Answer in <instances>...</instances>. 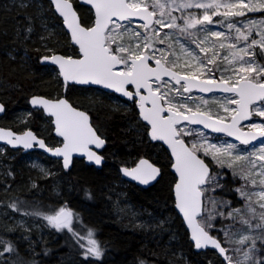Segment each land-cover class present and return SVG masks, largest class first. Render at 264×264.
Here are the masks:
<instances>
[{
	"label": "snow or ice",
	"instance_id": "obj_1",
	"mask_svg": "<svg viewBox=\"0 0 264 264\" xmlns=\"http://www.w3.org/2000/svg\"><path fill=\"white\" fill-rule=\"evenodd\" d=\"M85 2L91 4L95 10L94 25L87 28L81 26L70 0H52L56 11L63 17L71 32L72 41L79 46L80 58L52 55L43 57L41 62L50 61L57 65L59 75L65 82L103 85L134 101L139 107L141 118L150 125L148 134L151 140L163 141L171 149L174 158L172 167L178 175L174 186L176 208L183 214L191 229V239L195 242V247L199 249L211 244L229 264L252 262L254 240L252 249L243 253L244 260L233 262L232 257L227 255V249L206 230L214 227L211 221L216 217L211 213L206 219L202 217L203 196L207 191H214L222 185L219 184L220 177L210 172L199 153L203 151L205 156L210 155L221 167L233 168L234 174L250 183L252 188L259 186V191L236 189L240 196L249 202L248 211L255 218L256 210L251 207V203L256 202L264 209V123H251L247 126V131L242 130L239 125L242 121L250 120L253 112L264 117V108L252 107L257 101H264V65L256 62L257 53L254 51L258 46L264 52V21L250 20L241 29L237 26L239 21L232 18L245 17L248 13H264V0H183L181 3H177V0H151V3L148 0ZM177 8L202 9L203 15L188 13L176 17L172 15V11ZM214 17L224 19L217 22ZM178 19H182L183 23L178 24ZM214 23H226L229 30L236 32L235 42L227 44L229 56L223 57L230 66V69L223 71L231 70L227 79L222 75L217 80L213 75L219 68L217 60L221 55L216 50V45L218 43L219 49H224V41L229 40V35L223 31H214L208 27ZM254 28L257 29L256 34L260 39H251L249 43ZM162 29L175 30L178 37L191 38V42L199 49V54L179 39L176 43L179 44L181 53L190 57L194 63L180 65L177 63L178 57L172 59L176 55L175 52L157 47V44L168 42L172 35ZM200 33H203L202 39L198 38ZM241 41L245 42L244 46L237 47ZM168 48H172L171 43H168ZM150 62H154L155 66ZM177 67L182 70L175 71ZM166 77L168 79H165ZM193 89L202 93H231V98L225 97L223 103L219 104L223 112L227 113V117L202 111L200 105H197L195 110L190 107L188 102L193 100L190 95ZM31 103L34 106H43L45 112L54 117L56 135L63 138L62 147L46 148L45 143L37 140L31 131L14 137L10 131L0 130V140L7 139L14 147L22 145L25 149L34 147V142L38 143L40 148L52 152L55 156H62L65 168L69 167L74 152L86 154L89 161L94 160L97 165L101 164L102 158L91 151L89 145L101 148L105 141L89 123L88 115L76 110L64 99L49 101L35 97ZM202 103L207 105L208 101L203 100ZM3 110L0 106V112ZM182 123L202 125L213 132L225 133L246 147L238 150L234 143L218 145L207 139H198L189 146L183 136L195 133L199 137L202 134L197 129L181 126ZM253 142H257L255 147H247L253 145ZM238 162H244L247 168L241 165L239 171H236L235 165ZM121 171L125 176L145 185L160 175V169L147 159H140L134 168H122ZM253 197L256 198L255 201ZM210 202L215 208L217 201ZM13 207L15 208V205ZM221 207H224V204H221ZM218 214L225 215L223 211ZM238 214L240 209H233L227 212V217L235 219ZM197 217L201 219L198 220ZM43 219L57 231H73V213L66 208L61 207L54 214L44 215ZM260 219L262 223L255 227L264 230V212L260 213ZM241 223L246 224L249 229L253 227L251 221L243 215ZM228 235L225 231V236ZM248 239V236H244L238 242L244 244ZM261 239L264 240V236ZM3 243L5 242L0 240V244ZM81 247L85 248V259L88 256L100 258L101 250L91 231L88 232L87 246ZM12 250L11 246L4 248L5 252ZM254 264H264V256L255 260Z\"/></svg>",
	"mask_w": 264,
	"mask_h": 264
},
{
	"label": "trees",
	"instance_id": "obj_2",
	"mask_svg": "<svg viewBox=\"0 0 264 264\" xmlns=\"http://www.w3.org/2000/svg\"><path fill=\"white\" fill-rule=\"evenodd\" d=\"M71 1L81 23L90 24L93 19L91 10L77 0ZM46 22L57 31L47 39L48 44L43 43L45 39H42ZM49 49L65 55H77V49L70 43L51 3L48 0H0V102L5 106L0 125L15 131L31 128L48 143L54 144L56 138L52 134L50 118L44 116L42 110L31 108L28 98L33 94L49 97L63 94L77 104L70 96L72 93L76 99L82 97L78 98L80 103L88 107L87 112L95 121L94 125L96 123L104 133L107 141L104 156L108 163L102 164L99 169L79 159H74L68 169L57 163L56 171L64 173L38 180L37 186L32 189L27 188V183L19 178L21 172L14 166V181L18 186L13 188L17 193L8 201V207L14 212L25 213L28 218H42L45 211L68 206L76 218H81L85 224L83 228L93 230L103 247L101 257L93 264H204L207 252L194 249L172 205L171 188L175 176L170 171L168 152L164 149L156 151L153 144L146 143L144 133L135 130L139 129L140 122L136 120V105L126 112L111 110L108 93L101 89H98L103 93L101 98L94 96L85 99L81 95L84 90L97 88L64 85L58 74L52 71V66L39 62L42 55L50 53ZM27 111L30 114L26 120L17 122ZM140 151L161 168L159 178L146 188L126 181L118 172L122 163L137 160ZM11 180L12 177L6 175L1 186H9ZM226 190L225 194L231 196ZM1 197L0 190V200ZM22 200L25 204L21 203ZM125 200L144 214L149 215L151 213L148 211H151L159 215L163 211L168 213L170 219L163 223L154 221V227L150 222L147 227L134 223L127 225L128 215L120 219L114 209L117 202L119 206ZM16 203L21 206H16ZM130 219L132 221L131 216ZM0 240L5 242L3 249L4 246L13 249L1 264H70L69 256L78 260L74 236L68 230L59 232L55 239L43 238L38 233H22L16 237L1 233ZM217 259L212 264H220Z\"/></svg>",
	"mask_w": 264,
	"mask_h": 264
},
{
	"label": "rangeland",
	"instance_id": "obj_3",
	"mask_svg": "<svg viewBox=\"0 0 264 264\" xmlns=\"http://www.w3.org/2000/svg\"><path fill=\"white\" fill-rule=\"evenodd\" d=\"M148 2L151 3V0H148ZM181 2H183V0H177V3H181ZM188 13H194L196 15H203V10L196 9V8H190V9L177 8L176 10L172 11V15L176 17H182L184 15H187ZM42 14H43V11H42ZM213 19L214 21L219 22L223 20L224 18L214 17ZM232 19L235 21H239L237 26L243 29L244 25L248 23L250 20H254L257 22L264 21V13H248L245 17H237V18H232ZM177 23L182 24L183 20L178 19ZM156 27H159V26H156ZM208 27L211 30L223 31L226 35H229V40L224 41L226 45L224 49H219L218 43L216 45V50L219 51L221 55L217 60V64L219 65V68L216 69L213 73V75L215 76L217 80H219L222 75L225 79H227L231 75V70L223 71L224 69H230V66L227 64V61L223 59V57L229 56L230 50L227 48V44L229 42H235L236 32L235 30H229L226 26V23L223 25H221L220 23H214L213 25H209ZM258 27H259V23H258ZM54 28L55 27H52L51 25H49L48 22H46V25L43 29V34H42L43 36L42 39H45L43 43L48 44L47 39L49 37H53V35L57 33V31ZM162 31L172 33V35L170 36V39L168 42H166L163 45L157 44V47L164 48L166 51H169V52H175L176 55L172 57V59H176L178 57L179 59L177 60V63L180 65H184L185 63H194V61H192L190 57H185L181 53L179 44L176 43L177 39H179L182 43L194 49L196 53L199 54V49L196 48L195 44L191 42V38L186 39L184 37H178L175 34V30H171V29H162ZM256 32H257V29L254 28L252 31V35L250 36V39L248 41L249 43L251 39H256V40L260 39L259 35H257ZM198 38L202 39L203 33H200ZM209 39H213V38L209 37ZM125 42H127V38H125ZM168 43L172 44L171 49L168 48ZM244 43L245 42L243 41L239 42L237 44V47H243ZM205 46H209V45H205ZM49 51L50 53L53 52L50 49ZM254 51L257 53L256 62L258 64L264 65V52H262L258 46L254 49ZM208 67H212V65H208ZM175 70L181 71L182 69L180 67H177L175 68ZM52 71L58 74V71L56 70V68L52 67ZM98 89L99 88L94 89V90H84L81 93V95H83L85 99H88V98L90 99V97H94V96L101 98L100 96H102L103 94L102 92H105V91L101 92ZM105 93H108L106 95L108 97V105L111 110L126 112L128 110H131L133 107H135L134 101L133 102L127 101V100L125 101L124 99L118 97L117 95L113 93H109V92H105ZM190 95L193 97V100L189 101L188 103H189V106L192 107L194 110L197 105H200L202 111H209L213 115L218 114L220 116L227 117V113L223 112V110L219 107V104L223 103L225 97L231 98L232 94L211 93L209 95H202V94H198L195 91H192ZM70 96L73 100H75L73 102L77 103V104L74 103L75 106L81 109H84L86 111L88 110V107L84 104H81L80 103L81 100L78 99L82 97L79 96L76 99L74 98V95H72V93ZM203 100H207L208 104L204 105L202 103ZM230 107H235V105H230ZM252 107L254 109L264 108V101H258ZM29 114H30V111H27L25 114H22L21 118H19L17 122H20V123L24 122L26 120V117H28ZM136 120H139L140 122L138 123L139 129L135 128V130H141L144 133V136L146 138V143L150 142L151 144H153L156 148V151L164 149L161 143L157 141H152L150 139L148 135V126L139 119L138 114L136 115ZM93 122L95 121L93 120ZM251 123H264V117H260L256 115L255 112H253L251 119L245 123H242L240 126L241 128L248 129L247 126ZM94 126L97 132H99L104 138H106L104 133L100 131L96 123ZM181 126H186L187 128H191V129H197L202 134L199 137L195 133H193L192 135L183 136L182 138L189 146H191V144L198 139H207L209 142L216 143L218 145L234 143L237 145L238 150L244 149L246 147L244 145H241L240 142L231 140L225 135L211 134L201 128L194 127L191 125L182 124ZM256 144L257 143H253V145L247 146V147H250V148L255 147ZM199 155L202 158H204L205 161H207L210 167V172L213 175H218L220 177L219 184L222 185V187L215 188L214 191L213 190L207 191L203 196L204 211L202 213V217L206 219L209 213L215 215L216 217L214 220L211 221L214 227L207 228L206 230L209 232L210 235L216 237L221 242L222 246L227 249V255L232 257L233 262L244 260L243 253L245 251H249L250 249H252V244L254 240L255 241V250L253 253L254 259L252 262H248V264H254L255 260H258L260 259V257L264 256V240L261 239V237L264 236V230H262L261 228L255 227V225L262 223L260 219V213L264 212V209H261L259 207V204L256 202L251 203V207L256 210L255 218H253L252 214L249 213L248 211L249 202L246 199L242 198L239 192L236 191V189L244 188V190L249 191V192L259 191L260 190L259 186H257L256 188H252L250 183L241 179L239 175L234 174L233 168L221 167L220 165L216 163V161L212 159L210 155L205 156L203 151H201ZM143 156H146L145 153L140 151L138 158H141ZM57 160H58L57 158L51 157L50 155H48L42 150H30L28 152H23L21 149H14L6 145H0V190L2 193V197H1L2 199L0 200L1 201L0 202V231L2 234L4 235L13 234V236L16 237V236L22 235V233H27L29 235H35L38 233V234H41L43 238L46 236V238L55 239L58 236L59 232L67 230V229H62L60 231H57L55 228L49 225L46 220L43 219L44 215L54 214V212L57 210L45 211L42 215V218L35 217V216L28 218L25 215V213L14 212L8 207L9 206L8 201L12 199L11 197L14 193H17L13 188L14 186H18V183L14 181V176H15L13 173L14 166H16L18 170L21 172L19 178L23 179V181L27 183V188L32 189L37 186L38 180L52 178L55 175H62V173H64L63 171L62 172L56 171L57 163L61 164L60 160L58 161ZM81 161L84 162L83 160ZM110 161L111 160H109V162ZM132 161H133L132 159L126 162L123 161L125 163H122L121 165L130 166L132 164L131 163ZM104 163H108V161H105ZM241 165L247 168V165L244 164V162H238L235 165L236 171H239ZM6 175L8 178L12 177L11 184L9 186H1V182L2 180H4ZM228 183L229 185H227ZM226 189H228V191L231 193L230 194L231 196H228L227 194H225L227 191ZM210 200L217 201V205L215 208H213V204L210 202ZM253 200L255 201L256 198L253 197ZM21 203L25 204V201L22 200ZM221 204H224V207H221ZM16 206H21V205L16 203ZM114 206H115L114 209L117 214V217L119 214L120 219H122L124 215H128V217L126 218V223H128L127 225L134 223L135 225L147 227L148 222H150L151 227H154L156 223L154 221L163 223L164 221L170 219L168 213L163 212V211H161L159 215L154 214L151 211H148L149 213H151L149 215L144 214L143 211L134 209L133 206L127 200H125L123 204L119 203V206L117 202ZM233 209H240V214L235 215V219L228 218L227 212L232 211ZM221 211L225 213L224 216H221L218 214ZM242 215L251 221V224L253 225L251 229H249V227L246 224L241 223ZM130 216L132 217V221L130 219ZM197 219L200 220L201 217H198ZM83 224L84 223L82 222L81 218H76L75 214L73 213L72 233H73L74 240H75L74 241L75 247L78 249L79 253H78V260H77V257L69 256L71 262L73 261L72 263L70 262V264H93V261H95L96 259H99V258H96L95 256H88V258L85 259V256H84L85 248H82L81 245H85V247L87 246V236H88L89 231L93 233V238L97 241L99 245V248L101 250V255L103 253V247L98 242V239L96 238L93 230H91V228H87V229L83 228L85 226V224L84 225ZM32 231H35V232L31 233ZM225 231L229 233L227 237L225 236ZM74 233L76 234L74 235ZM244 236H248L249 239L244 244H240L238 241ZM80 237H84V239H81ZM200 251L207 252V256H206L204 264L214 263L213 261L216 260L217 257H218L217 260L218 262H220V264H229V261L223 259L220 254H218L215 250L211 248H206ZM178 253H180V251ZM8 255H9L8 252L4 251L3 245L0 244V264H1L2 259H5ZM64 264H67V262H64Z\"/></svg>",
	"mask_w": 264,
	"mask_h": 264
},
{
	"label": "water",
	"instance_id": "obj_4",
	"mask_svg": "<svg viewBox=\"0 0 264 264\" xmlns=\"http://www.w3.org/2000/svg\"><path fill=\"white\" fill-rule=\"evenodd\" d=\"M48 1L51 3V6H52V9H53L54 13H55V14L61 19V23H62V25H63L65 31H66L67 34H68V37H69V41H70V43H71L74 47H76V49H77V53H78V55H77V56H71V57L74 58V59H78V58H80L79 46L76 45V44L72 41V39H71V32H70V30L67 28V26L65 25L64 20H63V17H61L60 14L56 11L55 5L52 3V0H48ZM77 1H78L79 4H82V5H84V6H87V7L91 10V13H92V15H93V20H92V23H91L90 25L87 26V25L82 24L81 21H80V16H79V14H78V11H77V9L75 8L73 2L70 0V2L73 4V8H74V10H75L76 13H77V17H78L79 22L81 23V26L86 27V28H87V27H91V26H93V25H94V22H95V10H94V8H92L91 4L86 3L85 0H77ZM136 22H141V23H142V21H136ZM52 55H60V56H64V57H69L70 55H65V54L60 53V52H53V53H49V54H44V55H42V56L40 57V59H39V62H40L41 64H43V65H50V66H53V67L56 68V70L58 71V76H59V78L61 79V81H62V83H63L64 85H66V84H74V85H77V86L98 87V88H101V89H103V90H106V91L112 92L113 94H115V95H117V96H120V97H122V98H125V99L129 100L127 97H124L121 93H117V92H115V91L112 90V89H107V88H105L103 85H97V84H91V83H89V84H77V83H74V82H72V81L65 82V81L63 80V77L59 75V68H58L57 65L52 64L50 61H48V62H44V63L41 62L43 57H45V56H49V57H50V56H52ZM150 63H151V62H150ZM152 66H155V65H154V62H152ZM175 71H176V70H175ZM133 90H134V89H133ZM193 90L199 92V90H197V89H193ZM193 90H192V91H193ZM214 92H220V91H214ZM199 93H201V94H209V93H202V92H199ZM220 93H223V92H220ZM144 94L146 95L147 93H144ZM229 94H231V93H229ZM35 97L43 98V99H46V100H49V101H56V100H59V99H64V100H66V101H67V102H68L73 108H75V109L78 110V111H82V112H84L86 115H88V117H89V123L91 124V126L93 127V129L96 131L95 127L92 125L90 114H89L86 110L81 109V108L75 106V105H74L73 103H71V101H70L65 95H63V94H62V95H59V96H51V97H49V96H45V95H40V94H33V95H31V96L28 98V103H29V106H30L31 108L42 110L43 115L46 116V117H49V118H50V123H51V125H52V134H53L57 139L60 140V144L55 145V146L50 145V144L44 139V137L37 135L36 132H35L33 129H31V128H25V129H23V130H21V131H15V130L12 129L11 127H6V126H1V125H0V130L10 131V132H12V133L14 134V137H15V136H23V134H24L25 132L31 131L32 134L37 138V140H42V141L45 143L46 148L55 149V148H58V147H62V145H63V138H62V137H59V136L56 135V132H55V124H54V117L50 116L47 112H45L43 106H34V105L31 103L32 99L35 98ZM137 99H138V98H137ZM0 106H2L3 109H4L2 112H0V116H1V115L4 113V111H5V106H4V104H3L2 102H0ZM136 110H137V113H138V117H139V119H140L142 122H144V123L147 124V122L143 121V119L141 118V116H140V110H139V107L137 106V104H136ZM244 122H247V121H242L241 124L244 123ZM241 124H240V125H241ZM240 125H239V126H240ZM147 126H148V133H149L150 125L147 124ZM193 126H197V127L203 128L204 130H206V131H208V132H210V133H213V134L226 135L225 133H217V132H213V131H211L210 129H205L202 125H193ZM240 127H241V126H240ZM242 130L247 131V130H249V129H244V128H242ZM96 133H97V135H98L100 138H102V139L105 141V139H104L103 137H101V136L98 134L97 131H96ZM148 135H149V134H148ZM226 136H227V135H226ZM149 137H150V136H149ZM228 137H229V136H228ZM229 138L232 139V140L237 141L234 137H229ZM150 139H151V138H150ZM152 141H153V140H152ZM157 142L161 143L162 146H163V148H164L165 150H167V152L169 153L168 155H169L170 160H171L170 171H171V172L174 174V176H175V181H174V183H173V185H172V188H171V189H172V196H173V208H174V210L176 211L177 215L181 218L182 223H183V225H184V228H185V230H186L187 233H188L189 240L192 242L194 249H195L196 251H200V250H203V249H206V248H211V249L215 250L218 254H220L219 250L216 249L215 247H213L211 244H208L207 246L201 247V248H199V249H197V248L195 247V242L191 239V235H192L191 229L188 227L187 222L185 221V219H184V217H183V214L179 211V209L176 208V199H175V190H174V186H175V183H176L177 180H178V175L176 174L175 170H174L173 167H172V163L174 162V158L172 157L171 149H170V148L168 147V145L165 144L163 141H157ZM238 142H239V141H238ZM253 143H257V142H253ZM0 145H6V146H8V147H10V148H14V149H21L23 152H28V151H30V150H42V151H44L45 153H47L48 155H50L51 157H54V158L60 159V160H61V163H62V166L64 167V160H63V157H62V156H55V155L52 154V152H50V151H46L45 149L40 148L38 143H35V142H34V147H32V148H28V149H25L22 145H17V146L14 147L12 144H9V143L7 142V139H4V140H0ZM89 149H90L91 151L95 152L97 155H99V156L102 158V161H101V164H102L104 159H103V157L97 152V150L100 149V148H96L95 145H89ZM73 156H81V157L83 156L84 159H85V161H86L87 163H89V164H94L96 167H100V166H101V164H100V165H97V164L95 163L94 160H93V161H89V159H88V157H87L86 154L75 153V152H74V153L72 154V156H71L69 166H70V164H71V160H72V157H73ZM200 158L203 159L202 157H200ZM140 159H147V160H148L150 163H152L155 167L159 168L155 163H153V162H152L151 160H149L147 157H141V158H139V159L134 163V165L131 166V167L124 166V165L120 166V167H119V172H120L122 178L125 179L126 181L131 182V183H134V184L137 185V186L147 187V186H149V185H151V184H154V182L159 178L160 175L157 177L156 180H154V181H150L148 184L145 185V184H141V183H139V182L136 181V180L131 179L130 177L125 176V175L123 174V172L121 171L122 168H134V167L137 165V163L139 162ZM203 160H204V159H203ZM204 162H205V164L208 165V163H207L205 160H204ZM208 167H209V165H208ZM64 168H65V167H64ZM159 169H160V168H159ZM209 170H210V167H209ZM63 208H66L67 210H69L67 207H63ZM197 218H198V217H197ZM211 236H212V235H211ZM212 237H213V238H216V237H214V236H212ZM216 239H217V238H216ZM220 255H221V254H220ZM221 257H222L223 259H225L224 256L221 255Z\"/></svg>",
	"mask_w": 264,
	"mask_h": 264
},
{
	"label": "flooded vegetation",
	"instance_id": "obj_5",
	"mask_svg": "<svg viewBox=\"0 0 264 264\" xmlns=\"http://www.w3.org/2000/svg\"><path fill=\"white\" fill-rule=\"evenodd\" d=\"M91 24V23H90ZM89 25V24H88ZM80 87H87V86H80ZM94 88H98V87H94ZM99 89H101V88H99ZM101 90H103V89H101ZM103 91H106V90H103ZM106 92H109V91H106ZM109 93H112V92H109ZM118 97H120V96H118ZM120 98H122V97H120ZM123 99V98H122ZM125 100V99H124ZM126 101V100H125ZM127 101H131V102H133L132 100H127ZM135 105H136V103H135ZM134 105V106H135ZM135 110H136V107H135ZM137 111V110H136ZM91 122H92V125L94 126V122H93V120H92V118H91ZM56 138V137H55ZM58 144H60V140L59 139H57L56 138V142L54 143V144H50V145H52V146H55V145H58ZM106 145H107V141H106V139H105V144L100 148V149H98L97 150V152L103 157V163L102 164H104V162H105V156H104V149H105V147H106ZM143 157H146V156H143ZM148 158V157H147ZM74 159H79V160H83L87 165H91V166H93L94 168H97V169H99L101 166H102V164H101V166L100 167H96L94 164H89V163H87L86 161H85V159H84V157L82 156H73L72 157V160H71V164H70V166L72 165V162H73V160ZM137 159H139V158H137ZM148 159H150V158H148ZM58 160H60V159H58ZM136 162V160L134 161V162H131L132 164L130 165V166H132V165H134V163ZM60 163H61V160H60ZM154 163V162H153ZM61 165H62V163H61ZM157 165V164H156ZM70 166L68 167V168H70ZM120 166H122V165H120ZM119 166V167H120ZM124 166H126V165H124ZM158 166V165H157ZM63 167V166H62ZM118 167V168H119ZM64 168V167H63ZM68 168H64V169H68ZM160 168V167H159ZM161 169V168H160ZM118 172H119V170H118ZM119 175H120V177L122 178V176H121V174H120V172H119ZM148 187V186H147ZM144 188H146V187H144ZM68 207V206H67ZM69 208V207H68ZM69 210H70V208H69ZM71 211V210H70Z\"/></svg>",
	"mask_w": 264,
	"mask_h": 264
},
{
	"label": "bare ground",
	"instance_id": "obj_6",
	"mask_svg": "<svg viewBox=\"0 0 264 264\" xmlns=\"http://www.w3.org/2000/svg\"><path fill=\"white\" fill-rule=\"evenodd\" d=\"M211 93H214V92H211ZM211 93H209V94H211ZM209 94H204V95H209ZM228 94V93H227ZM123 99H125V98H123ZM125 100H127V99H125ZM249 121V120H248ZM245 123V122H244ZM146 124V123H145ZM147 125V124H146ZM96 129V128H95ZM97 131V130H96ZM99 134V133H98ZM100 135V134H99ZM101 136V135H100ZM101 137H103V136H101ZM104 138V137H103ZM105 139V138H104ZM167 151V150H166ZM169 154V153H168ZM200 156V155H199ZM201 157V156H200ZM204 159V158H203ZM150 160V159H149ZM205 160V159H204ZM207 162V161H206ZM133 166V165H132ZM128 167H131V166H128ZM161 173V172H160ZM156 182V181H155ZM154 182V183H155ZM152 185V184H151ZM150 186V185H149ZM139 187H141V186H139ZM142 188H144V187H142Z\"/></svg>",
	"mask_w": 264,
	"mask_h": 264
},
{
	"label": "built area",
	"instance_id": "obj_7",
	"mask_svg": "<svg viewBox=\"0 0 264 264\" xmlns=\"http://www.w3.org/2000/svg\"><path fill=\"white\" fill-rule=\"evenodd\" d=\"M165 79H168V78H165ZM178 87V86H177ZM199 94V93H198Z\"/></svg>",
	"mask_w": 264,
	"mask_h": 264
}]
</instances>
